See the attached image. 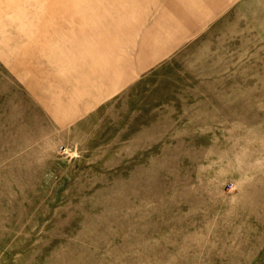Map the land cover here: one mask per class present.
<instances>
[{
    "label": "rangeland",
    "instance_id": "1",
    "mask_svg": "<svg viewBox=\"0 0 264 264\" xmlns=\"http://www.w3.org/2000/svg\"><path fill=\"white\" fill-rule=\"evenodd\" d=\"M0 264H264V0H0Z\"/></svg>",
    "mask_w": 264,
    "mask_h": 264
}]
</instances>
